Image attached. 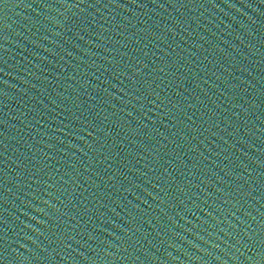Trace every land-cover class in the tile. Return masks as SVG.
I'll return each mask as SVG.
<instances>
[{"label": "water", "instance_id": "water-1", "mask_svg": "<svg viewBox=\"0 0 264 264\" xmlns=\"http://www.w3.org/2000/svg\"><path fill=\"white\" fill-rule=\"evenodd\" d=\"M0 264H264V0H0Z\"/></svg>", "mask_w": 264, "mask_h": 264}]
</instances>
